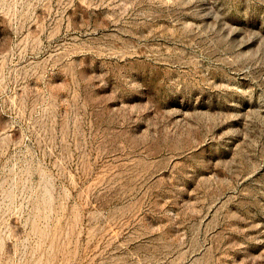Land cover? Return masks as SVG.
Listing matches in <instances>:
<instances>
[{"label":"rangeland","instance_id":"1","mask_svg":"<svg viewBox=\"0 0 264 264\" xmlns=\"http://www.w3.org/2000/svg\"><path fill=\"white\" fill-rule=\"evenodd\" d=\"M0 264H264V0H0Z\"/></svg>","mask_w":264,"mask_h":264}]
</instances>
